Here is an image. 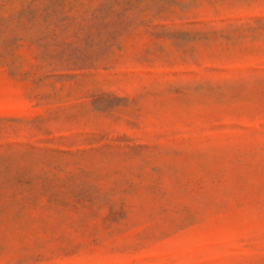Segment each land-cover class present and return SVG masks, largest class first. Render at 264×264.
Masks as SVG:
<instances>
[{
    "label": "rangeland",
    "instance_id": "1",
    "mask_svg": "<svg viewBox=\"0 0 264 264\" xmlns=\"http://www.w3.org/2000/svg\"><path fill=\"white\" fill-rule=\"evenodd\" d=\"M0 264H264V0H0Z\"/></svg>",
    "mask_w": 264,
    "mask_h": 264
}]
</instances>
